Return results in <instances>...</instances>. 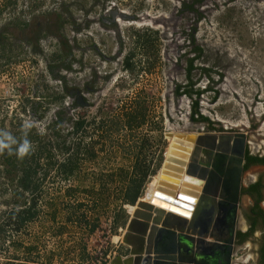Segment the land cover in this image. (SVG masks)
<instances>
[{"label":"rangeland","instance_id":"1","mask_svg":"<svg viewBox=\"0 0 264 264\" xmlns=\"http://www.w3.org/2000/svg\"><path fill=\"white\" fill-rule=\"evenodd\" d=\"M238 3L0 0V27L5 30L0 42V129L19 141L27 122L32 148L33 132L43 144L62 138L79 148L68 180L51 164L62 160L63 152L52 151L50 161L39 159L36 215L16 232L2 225L0 264H107L124 247L121 235L135 207L121 199L122 182L132 176L137 157L148 165L137 199L145 195L147 184L154 186L172 140L165 132L243 131L255 147L249 150L264 153V63L223 68L205 57L208 37L197 38L204 8L211 6L206 36L223 35L226 46L256 53L259 47L248 29L264 36V24L256 21L259 9ZM187 18L190 24L183 28L173 24ZM126 60L130 68L124 66ZM178 85L201 93L178 94ZM194 99L209 126L190 119ZM138 107L140 123L124 126L125 117ZM59 109L55 135L50 125ZM78 115L84 125L74 134L68 117ZM11 191L0 167V228ZM74 200L82 203L75 209L76 223L66 219ZM86 221L95 223L93 231H87Z\"/></svg>","mask_w":264,"mask_h":264},{"label":"water","instance_id":"2","mask_svg":"<svg viewBox=\"0 0 264 264\" xmlns=\"http://www.w3.org/2000/svg\"><path fill=\"white\" fill-rule=\"evenodd\" d=\"M164 135L174 136L168 153L163 151L164 161L152 196L149 202L136 199L121 235L127 255L115 254L107 264H234L239 258L234 257L233 231L229 228L226 232L224 222L228 220L231 224L238 197L245 134L168 131ZM183 137H194L196 144L185 175L202 181L201 186L181 182L175 187L163 180L167 174L173 175L172 171H182L179 165L170 162L182 164L184 155L175 152L174 146L185 148L179 144L184 142L179 140ZM147 189L148 184L144 192ZM176 191L196 199L187 217L154 205V201L159 202L155 197L159 193L174 196ZM228 209H232L229 215Z\"/></svg>","mask_w":264,"mask_h":264},{"label":"trees","instance_id":"3","mask_svg":"<svg viewBox=\"0 0 264 264\" xmlns=\"http://www.w3.org/2000/svg\"><path fill=\"white\" fill-rule=\"evenodd\" d=\"M5 32L4 26L0 27V42L3 44L5 37L3 33ZM67 50V46H64ZM193 59L188 60V68L187 75L189 74V70L191 68V63ZM124 66L130 68V64L125 61ZM176 93L185 94L187 97L194 95L196 97L199 96L201 91L193 90L192 88H186L184 86H177ZM131 114H128L124 120V126L131 128V126L135 125V127L142 120V108H134ZM190 119L193 121L206 122L207 126H209V120L199 114L197 108V101L194 99L190 104ZM60 113V109L56 111V117L58 119L54 120L50 127L52 132L56 135L57 129L56 125L59 123L60 119L58 114ZM193 115H196L195 117ZM139 117V118H138ZM71 127V132L76 134L82 127L84 120L82 117H68ZM56 137V136H55ZM33 139H35L34 148L30 150V153L25 155L23 158H19L15 154V149L18 145H13V154L9 155L8 150H5L2 154H0V167L2 169V174L4 175V179L12 185L11 198L9 200H4V204L8 207L5 208L4 216L2 219V224L0 230L3 231L2 225L9 227L14 232L18 231L21 226L25 223H28L35 215V191L39 188V182L34 179V175L36 174V167L39 159L45 156V161H50L53 159L52 151L59 150L63 152L65 157L60 160H54L51 164H54V169L57 171L59 177L62 179H69L73 176L74 168L77 165L76 156L79 154V148L74 143L70 142V144H65V141L61 139H55V142H47V144H43L41 141V135L33 132ZM22 141V140H19ZM57 149V150H56ZM148 172V165L142 166L137 160V157L134 158V161L131 165V173L132 176H128L126 180L122 183L124 184L121 199L123 201L129 202L130 204H134L137 197L141 192V188L143 186V180ZM44 174L40 177V180L44 178ZM131 175V174H130ZM13 182V184H12ZM68 190V188H66ZM29 194V195H28ZM27 195V196H26ZM82 205L81 202L74 200L71 204H68L69 211L67 212V221L74 223L79 222L76 218L75 209ZM76 218V220H72L70 217ZM87 226V231H93L95 228V223L92 222L89 224L87 221L84 222ZM84 252V251H82ZM81 252V253H82ZM78 264H81L80 262Z\"/></svg>","mask_w":264,"mask_h":264},{"label":"bare ground","instance_id":"4","mask_svg":"<svg viewBox=\"0 0 264 264\" xmlns=\"http://www.w3.org/2000/svg\"><path fill=\"white\" fill-rule=\"evenodd\" d=\"M226 1L227 0H221V2H226ZM238 1H239L238 4H241L243 6L251 5V6H254V8H256V9L258 8L259 9L258 10L259 14H258V18L256 19V21H259L261 24H264V3H260L261 0H238ZM212 4H213V6H215V5L218 4V2L214 1V2H212ZM239 7H241V6H239ZM209 8H211V6H207V7L204 8V13L203 14H204V17H205L204 18L205 19V23L202 25V28H201L202 30L199 33L198 37H197L198 39H201L202 37H208L203 42L204 45H205V49H206L205 57L207 59H209L211 62L221 63V66L223 68H226L227 65H229V64H231V65L235 64L237 67H247L246 66L247 63L249 64L252 61H253V64L256 63V62L257 63L258 62H263L264 63V36L263 37H258V35L254 36L252 34V31L249 30V29H248V32L251 35V40H253L255 42V45L259 47V48H257L256 53H251V52H247V51L246 52L245 51L241 52V51H239V50H237L235 48H231L229 46H226L225 43H224L225 36H223V35H220L219 37H217V39H214V38L210 37L209 35L206 36V33L209 32V30L206 28L207 27L206 25L211 24L209 21H212L209 18L211 13H210V15L208 14L210 12ZM154 18H156V17H154ZM159 19H161V17ZM189 20H191V19L187 18L185 23L181 22V20H180L178 23L174 22L173 24L178 25L180 28H183L184 24H190ZM260 70L262 71V68H260ZM262 73H264V72H262ZM262 99H264V97H261V100ZM244 126H246V125H244L242 123V127H244ZM176 132H178V131H176ZM182 132L195 133V134L196 133H204V132L195 131V130L194 131L185 130V131H182ZM235 132H242L243 134H245L243 131H235ZM172 133H175V132H172ZM173 136L174 135H172L171 138H173ZM179 140L184 141L183 143L179 142V144H181L180 146H183L185 148H180V147L174 146V150L178 154H183L184 155V157L182 158L183 161L181 160L182 164H177L175 162H170V161L169 162L171 164H173V165H179L181 167L182 171L180 173L176 172V171H172V172H174V174L175 173H179V175L175 176L174 174L173 175L172 174H167L168 177L165 178V179L163 178V180L168 181L169 184L174 185L175 187L179 186L181 182H186L189 185L201 186L202 181L193 179L191 177H187L185 175V172H184L185 167H186L187 162H188V159L191 157V155L193 153V149H194V147L196 145L195 144V138L194 137H190V138H187V137L184 138L183 137V138H179ZM246 141H247V138L245 139V143H246ZM171 142H172V140H171ZM164 153L165 154L168 153L167 148H166ZM155 184H156V182H155ZM155 184H154V186H155ZM154 186L153 185L150 186L147 189V192L145 193V195L143 197L139 198V200H142L144 202H149V200H150V198L152 196V191L154 189ZM158 195L159 196H155V197L159 200V202L157 203V202L154 201V205L161 206L165 210H168L170 208L172 211H175V213H178L180 215H184L185 214L184 217H187L188 212L191 211V209L193 208V203H195V200H196L193 197H191L190 195H186V194L181 193V192L179 193L177 191L175 192L174 196H169V195L160 194V193ZM185 212H187V213H185Z\"/></svg>","mask_w":264,"mask_h":264},{"label":"flooded vegetation","instance_id":"5","mask_svg":"<svg viewBox=\"0 0 264 264\" xmlns=\"http://www.w3.org/2000/svg\"><path fill=\"white\" fill-rule=\"evenodd\" d=\"M246 143L232 222L226 220L224 226L233 231L232 246L239 257L234 264H264V153L249 150L255 148L250 138Z\"/></svg>","mask_w":264,"mask_h":264},{"label":"clouds","instance_id":"6","mask_svg":"<svg viewBox=\"0 0 264 264\" xmlns=\"http://www.w3.org/2000/svg\"><path fill=\"white\" fill-rule=\"evenodd\" d=\"M31 125L27 122L23 125L24 136L22 141H18L9 131L0 129V154L5 150H8L9 155L13 154V145H18L15 149V154L19 158H23L25 155L30 153L32 149L31 142L27 139V130L30 129Z\"/></svg>","mask_w":264,"mask_h":264},{"label":"crops","instance_id":"7","mask_svg":"<svg viewBox=\"0 0 264 264\" xmlns=\"http://www.w3.org/2000/svg\"><path fill=\"white\" fill-rule=\"evenodd\" d=\"M140 194H141V192H140ZM140 194H139V196H140ZM138 196V197H139ZM137 197V198H138ZM141 198V197H140ZM132 213V212H131ZM129 218V217H128ZM128 221V220H127ZM115 254H118V255H120L121 257H124V256H126L127 255V246L124 244V247H120V248H118V250L116 251V252H113L112 253V255H115ZM237 253L235 254V256L234 257H237Z\"/></svg>","mask_w":264,"mask_h":264}]
</instances>
